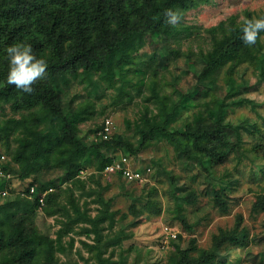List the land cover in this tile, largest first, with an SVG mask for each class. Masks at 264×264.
<instances>
[{"label": "trees", "instance_id": "1", "mask_svg": "<svg viewBox=\"0 0 264 264\" xmlns=\"http://www.w3.org/2000/svg\"><path fill=\"white\" fill-rule=\"evenodd\" d=\"M211 1L0 0V109L9 105L13 114L3 126L0 125V141L5 143L1 145L5 147L2 151L6 157L4 168L12 178L27 182L16 191L11 177L0 178V188L8 191L0 198V264H52L57 259V250L63 247V235L81 222L87 224L81 231L95 237V243L90 247L91 250L95 248L90 256L94 264H120L119 259L113 258V252L104 255L101 249L104 234L100 225L113 214L109 211L113 199L99 192L96 202L102 206L92 216L87 209L80 207L74 194L75 187L85 186L82 177L88 167L103 174L104 166L115 156L112 149H121L126 155L136 157L157 141L168 143L175 152L198 161L207 178L217 181L213 182V204L220 212L229 211L230 202L225 194L227 174L218 175V166L225 164L229 155L238 163L244 157L264 161V142L260 139L264 136V129L260 123L253 121L250 134L257 139L252 137L251 144L245 147L242 129L227 119L232 108L250 106L256 110L258 106L243 92L245 84L236 77V71L242 65H254L259 69L255 84L264 82V42L258 40L256 45L248 46L241 39L243 18L259 17L264 12L258 14L246 10L241 20L232 15L205 28L212 45L201 53L203 64L197 80L206 81L211 86L212 91L204 93L213 98L210 96L201 102L190 94H182L174 101L171 94H161L153 83L145 100L155 101L157 113L148 115L145 105L146 110L138 120L126 119L127 126L134 123L136 142L116 133L115 125L111 138L102 139L98 135L103 125L101 122L94 130L95 140L87 143L79 135L78 124L90 117V108H79L70 115L63 109V88L73 81L88 80L94 89L100 81L112 87L128 72H137L132 66L136 64L137 52L148 34L177 40L182 33L190 35L197 28L184 22L176 27L165 25L166 9L179 8L185 16L189 10ZM14 43L31 44L37 57L48 61L45 78L33 85L31 94L7 84L9 61L6 49ZM141 83L143 81L137 90H140ZM217 87L223 90L221 96L216 94ZM126 93L120 87V95ZM184 112L188 115L182 116ZM226 128L235 130L234 140ZM9 135L14 138L10 140ZM52 167L64 171V184L52 178H42L40 174ZM111 176L122 179L119 172L111 173ZM119 185L123 186L121 182ZM32 186L35 189L33 194L30 193ZM48 187L53 190L46 194L44 203H40L38 195ZM194 194L187 190L177 198L190 203L196 200ZM36 210L47 215L61 213L65 217L60 221L55 237L38 229L34 220ZM143 210L144 207L136 202L129 207V213L134 215ZM252 210L264 211V189L256 195ZM176 211L184 228L191 231L193 225L183 215L180 201H177ZM234 218L232 226L220 228L212 235V244L206 248L196 245L195 237L191 238L189 247L182 248L179 231L166 244L163 243L164 233L159 235L161 249H168L171 245L174 248L168 264H227L217 257V250H234L249 244L241 212H237ZM262 224L264 226V218Z\"/></svg>", "mask_w": 264, "mask_h": 264}, {"label": "rangeland", "instance_id": "2", "mask_svg": "<svg viewBox=\"0 0 264 264\" xmlns=\"http://www.w3.org/2000/svg\"><path fill=\"white\" fill-rule=\"evenodd\" d=\"M246 10L258 14L264 12V0H212L185 14L183 22L197 27L190 35L182 33L177 40H167L148 34L144 45L137 52L136 64L132 66L137 72H128L114 86L109 87L100 81L94 89L88 80H82L73 81L66 89L63 88V109L67 115L79 108L91 110L90 117L78 124L79 135L87 143H91L95 140V128L109 118L115 125L116 133L136 142L134 123L127 126L126 119L138 120L146 110L145 105L148 107V115L157 113L155 101L145 100L151 93L153 83L161 94H171L174 101L179 100L182 94H190L201 102L210 99L212 95H207L204 91L211 92V86L206 81L197 80L203 64L201 53L212 45L210 34L205 28L217 25L232 15L241 20ZM258 71V67L251 64L242 65L236 71V77L245 84L243 92L257 103L256 110L250 106L232 108L227 118L231 119L235 127L242 129L245 147L251 144L252 137L257 139L250 134L253 121L260 123L259 126L264 129V82L255 84ZM141 81L143 83L140 90H137ZM120 87L124 88L126 95H120ZM215 91L218 96L223 93L220 87ZM128 93L132 95L131 99ZM12 115L9 105L0 109V125L3 126ZM184 115L188 114L184 112L182 116ZM226 129L231 140H234L235 130ZM13 138L14 136L9 135L10 140ZM260 139L264 142V136ZM4 144L0 141V153L4 151L5 147L1 146ZM111 151L124 153L121 149ZM128 157L132 164L140 168L150 165L152 169L147 181L130 182L123 178L118 180L111 173L99 174L92 167H88L86 175L82 177L85 186L74 188L80 207L87 209L92 216L102 206L96 202L99 192H103L106 198L113 199L109 206V211L113 214L100 225L104 234L101 248L104 255L113 252V258L119 259L120 264H168L169 255L174 248L172 245L168 249L160 248L159 235H163L164 226L181 233L182 248L189 247L192 237L196 238V245L206 248L212 244V235L218 233L220 228L232 226L237 212H241L242 223L248 230L249 244L234 250L221 248L216 251L217 257L225 260L227 264H264V211L252 210L256 195L264 189V161H251L249 157H244L238 163L229 155L228 161L218 166V175L227 174L225 194L230 202L229 211L220 212L212 201L213 182L217 181L211 178L209 180L205 170L195 159L185 158L181 152H175L164 141L149 145L136 157ZM40 175L61 184L65 181L61 168L52 167ZM11 179L16 191L27 183L17 177ZM119 182L123 184L122 187ZM187 190L195 193L196 200L188 203L177 198V195H182ZM177 201L182 203V213L193 225L191 231L184 228L177 217ZM135 202L143 206L144 210L134 215L129 213V207ZM123 213L128 215L123 216ZM110 218L113 220L110 221ZM64 219L61 213L47 215L42 210H36L34 216L38 229L52 237L56 236V229ZM86 225L84 222L75 224L73 229L63 235V247L57 250V259L52 264H94V259L90 256L95 248L91 250L90 247L95 243V237L92 233L88 236L81 231Z\"/></svg>", "mask_w": 264, "mask_h": 264}, {"label": "clouds", "instance_id": "3", "mask_svg": "<svg viewBox=\"0 0 264 264\" xmlns=\"http://www.w3.org/2000/svg\"><path fill=\"white\" fill-rule=\"evenodd\" d=\"M165 25L176 27L184 20V13L181 9L168 8L164 12ZM243 33L241 39L245 45L254 46L257 41L264 42V15L259 17L243 18L241 28ZM9 71L7 84L14 85L16 89L31 94L34 91L33 85L45 78L48 61L43 57H37L31 44L14 43L6 49Z\"/></svg>", "mask_w": 264, "mask_h": 264}, {"label": "built area", "instance_id": "4", "mask_svg": "<svg viewBox=\"0 0 264 264\" xmlns=\"http://www.w3.org/2000/svg\"><path fill=\"white\" fill-rule=\"evenodd\" d=\"M114 129V123L111 119L106 118L103 121L102 128L99 130L98 135L102 139H109L111 138V135L113 133ZM114 158L110 163L104 166L102 172L104 174L107 173H114L119 172L126 181H137V182H143L147 181L148 177L151 172V168L149 166H145L143 168H140L138 166H135L130 162V159L128 155L121 153H114ZM5 154H0V178H10L12 175L5 170ZM82 173V171H81ZM52 187H48L44 189L39 195H38V201L40 203H44L45 196L48 192L52 191ZM30 193H35L34 187H30ZM8 194V191L4 188H0V198L4 197ZM164 237H163V243L166 244L169 240V238L176 237L177 232L173 231L171 227L164 226L163 228ZM165 240V242H164Z\"/></svg>", "mask_w": 264, "mask_h": 264}]
</instances>
